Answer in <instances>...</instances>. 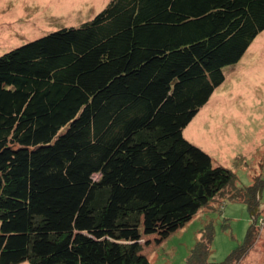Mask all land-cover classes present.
<instances>
[{
	"label": "trees",
	"instance_id": "1",
	"mask_svg": "<svg viewBox=\"0 0 264 264\" xmlns=\"http://www.w3.org/2000/svg\"><path fill=\"white\" fill-rule=\"evenodd\" d=\"M264 30V0H111L79 27L0 56V264H150L221 197L255 245L264 181L240 187L184 129ZM210 224L187 264L209 262Z\"/></svg>",
	"mask_w": 264,
	"mask_h": 264
},
{
	"label": "rangeland",
	"instance_id": "2",
	"mask_svg": "<svg viewBox=\"0 0 264 264\" xmlns=\"http://www.w3.org/2000/svg\"><path fill=\"white\" fill-rule=\"evenodd\" d=\"M111 0H0V56L51 32L79 27ZM224 81L184 129L183 137L210 156L213 166L231 171L240 187L264 181V30L241 59L223 69ZM211 201L190 221L157 242L142 237L150 264H187L208 224L213 229L209 262L223 263L243 243L253 224L241 202ZM253 249L237 264H264V187ZM28 264V263H22Z\"/></svg>",
	"mask_w": 264,
	"mask_h": 264
},
{
	"label": "crops",
	"instance_id": "3",
	"mask_svg": "<svg viewBox=\"0 0 264 264\" xmlns=\"http://www.w3.org/2000/svg\"><path fill=\"white\" fill-rule=\"evenodd\" d=\"M253 42V41H252ZM251 45V44H250ZM249 48V47H248ZM191 123V122H190Z\"/></svg>",
	"mask_w": 264,
	"mask_h": 264
}]
</instances>
